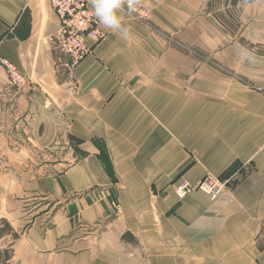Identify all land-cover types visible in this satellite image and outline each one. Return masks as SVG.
Instances as JSON below:
<instances>
[{
	"label": "crops",
	"instance_id": "obj_1",
	"mask_svg": "<svg viewBox=\"0 0 264 264\" xmlns=\"http://www.w3.org/2000/svg\"><path fill=\"white\" fill-rule=\"evenodd\" d=\"M134 1L149 20L122 6L127 35L99 23L67 71L50 0H0V58L26 80L0 67V257L264 264V0L242 1L251 47L208 0ZM205 176L227 182L222 201L177 198Z\"/></svg>",
	"mask_w": 264,
	"mask_h": 264
},
{
	"label": "built area",
	"instance_id": "obj_2",
	"mask_svg": "<svg viewBox=\"0 0 264 264\" xmlns=\"http://www.w3.org/2000/svg\"><path fill=\"white\" fill-rule=\"evenodd\" d=\"M50 4L60 23L57 47L65 60L66 70L71 71L92 53V47L87 42L97 44L104 40L106 35L100 30L99 21L88 8L86 0H50ZM122 6L128 14L137 19L150 18V8L138 1L123 0ZM0 67L5 70L11 86L25 85L26 80L12 63L0 58ZM173 190L180 200L197 192L205 195L210 202H219L224 199L228 184L218 178L205 176L197 184L182 182L175 185ZM115 210L119 213L118 207Z\"/></svg>",
	"mask_w": 264,
	"mask_h": 264
},
{
	"label": "rangeland",
	"instance_id": "obj_3",
	"mask_svg": "<svg viewBox=\"0 0 264 264\" xmlns=\"http://www.w3.org/2000/svg\"><path fill=\"white\" fill-rule=\"evenodd\" d=\"M248 4H251V3H248ZM243 6L244 5H243L242 1H240L238 3V5L235 8H233L230 5V0H218V1L216 0V1H214L213 6H212L210 11H208L207 8H206L207 14H210L212 16V18L214 20V23L217 24L218 28L221 31H224V33H227L229 35V38H230L229 41H234V42L236 41L238 43V41L240 40V37H238V34L243 30V22H242V14H243V10H244ZM245 6H246V4H245ZM230 13L232 14V17L230 16ZM218 14H223V16L227 20L232 22L231 23L232 25H229V27H230L229 30L226 29L218 21V19L216 18V15H218ZM232 31H234V33H232ZM244 42L248 46H250V47L252 46L247 41H244ZM241 45H244V44H241ZM1 229H3V226H1ZM4 252H3L4 256L6 257L7 256V252L5 250H4ZM0 259L2 260L3 258L0 257Z\"/></svg>",
	"mask_w": 264,
	"mask_h": 264
},
{
	"label": "clouds",
	"instance_id": "obj_4",
	"mask_svg": "<svg viewBox=\"0 0 264 264\" xmlns=\"http://www.w3.org/2000/svg\"><path fill=\"white\" fill-rule=\"evenodd\" d=\"M123 0H92V8L99 23L106 29L127 35V29L122 26L118 15ZM131 10V9H130Z\"/></svg>",
	"mask_w": 264,
	"mask_h": 264
},
{
	"label": "trees",
	"instance_id": "obj_5",
	"mask_svg": "<svg viewBox=\"0 0 264 264\" xmlns=\"http://www.w3.org/2000/svg\"><path fill=\"white\" fill-rule=\"evenodd\" d=\"M214 1H216V0H208L207 5H206V8H207L208 11L211 10ZM217 1H218V0H217ZM240 1H244V2H246V3H253L255 0H230V5H231L233 8H235V7L238 5V3H239ZM228 13H229V12H228ZM230 16L232 17V14H231V13H230ZM216 18L218 19V21H219V22H220V23H221L226 29L229 30V28H230L229 25H232V24H231V23H232L231 21L227 20V19L223 16V14H218V15H216ZM232 33H234V31H232ZM239 41H240V43L244 44L245 46H248V45L244 42L243 39H240ZM248 47H250V46H248ZM4 228H5V225H3V229H0V236H1L2 233L4 232ZM4 253H5V252H4ZM6 261H7V258H6V257L3 258L2 260L0 259V264H5Z\"/></svg>",
	"mask_w": 264,
	"mask_h": 264
}]
</instances>
